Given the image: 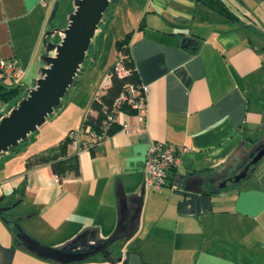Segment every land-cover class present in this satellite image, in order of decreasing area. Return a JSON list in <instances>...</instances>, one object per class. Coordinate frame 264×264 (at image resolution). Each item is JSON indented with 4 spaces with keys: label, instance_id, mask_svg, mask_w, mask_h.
Instances as JSON below:
<instances>
[{
    "label": "crops",
    "instance_id": "0c3cea01",
    "mask_svg": "<svg viewBox=\"0 0 264 264\" xmlns=\"http://www.w3.org/2000/svg\"><path fill=\"white\" fill-rule=\"evenodd\" d=\"M223 1L237 21L193 0H143L122 34L131 31L144 118L116 112L118 127L87 149L80 144L88 134L78 132L67 145L77 175L58 179L48 163L25 168L24 159L95 114L89 101L112 62L87 75L64 108L58 104L26 154L2 152L0 264H264V155L243 179L217 185L264 140V0ZM47 8L40 0H0V56L31 67ZM151 140L190 147L156 190L142 186ZM14 222L42 243L70 250L123 233L107 254L60 263L19 245Z\"/></svg>",
    "mask_w": 264,
    "mask_h": 264
},
{
    "label": "water",
    "instance_id": "95a60500",
    "mask_svg": "<svg viewBox=\"0 0 264 264\" xmlns=\"http://www.w3.org/2000/svg\"><path fill=\"white\" fill-rule=\"evenodd\" d=\"M109 3L110 0H73L64 25L52 27L43 32L41 39L44 45V51L41 49L43 64L37 76L33 79L31 86L26 89L25 94L0 114V153L25 140L28 134L35 131L60 103L61 97L73 83L74 75L81 68L80 64L85 57L90 39L98 22L104 18V11ZM56 6L55 0L52 3L49 18L54 15ZM53 32L58 39L46 40V35ZM189 40L188 37H182L185 43ZM263 155L264 140L253 145L245 153L240 167H234L232 174L227 178L221 177L217 185H224L226 179L232 183L243 179L253 170L250 165L256 164ZM13 225L19 245L39 257L60 263L81 261L97 251L107 254L108 245L123 233L118 231L103 241L91 243L88 247L70 250L44 244L28 234L17 222ZM108 258L111 259L107 256L106 260Z\"/></svg>",
    "mask_w": 264,
    "mask_h": 264
},
{
    "label": "rangeland",
    "instance_id": "374dc122",
    "mask_svg": "<svg viewBox=\"0 0 264 264\" xmlns=\"http://www.w3.org/2000/svg\"><path fill=\"white\" fill-rule=\"evenodd\" d=\"M54 1L55 0H50V3L48 5L49 9L47 8L48 11H47V15L44 21L43 32L52 27H57V26L62 27L64 25L65 17L72 7L73 0H56L57 6L55 9L54 15L51 18H49L50 9ZM142 3H143V0H115L114 2L112 1L109 3L107 9L104 11V18H102L98 22L97 28L94 31L90 39L89 47L87 48L85 57L80 64L81 68L74 75V82L67 88L66 92L61 97L60 102L62 103L63 108L66 105L67 101L69 102L71 100L72 96L75 94V90L80 89L87 75L89 74L97 75L100 68L104 64H105L104 65V68H105L109 62L113 63L115 60H117L118 53L113 46V40L121 36L122 29L124 28V26H130L129 25L130 19L134 16V14L140 8ZM57 39H58V36L55 34V32L46 35V40L55 41ZM40 45H41L40 46L41 49L44 51V45L42 44V42ZM41 55H42L41 52H39L36 55V58H34L33 64L31 65L30 68L20 65L17 62L18 65L24 70V75L18 82L11 80L9 77L3 75L1 72H0V81L3 82L5 85H14L18 83L21 88L20 91H23L24 89L30 87L32 84V77L35 76L39 72V68L42 63ZM107 68L108 66L105 68V71H103L104 72L103 79L99 85L98 91L103 88V84L107 83ZM12 103L13 102H11V100L6 101V102L0 101V113L6 111L7 106ZM59 107L61 106L58 105V107L57 106L56 108L54 107L53 109L54 111L52 110V112L46 116L47 119H52L54 115H57L56 113ZM78 128L79 127H76L74 129L79 130ZM35 133H36L35 131L31 132L30 134H28L25 140L20 141L18 149L14 152L13 155L17 153V155H19L20 157L23 154H26L25 147L27 146L25 145L27 144L29 145V143H32L33 141L35 142V139H34L36 137ZM13 151H10V152H13ZM3 155H4L3 153H0V163L2 164L5 161V159L3 158ZM8 161L9 160H7L6 162ZM4 187H6V183H3L2 181H0V190L2 188V191H3ZM2 201H5V200L3 199ZM58 246H59L58 248L68 247L67 244H59ZM98 255H99L98 253L91 254L90 256H87L84 260L96 257Z\"/></svg>",
    "mask_w": 264,
    "mask_h": 264
},
{
    "label": "built area",
    "instance_id": "2783aa9c",
    "mask_svg": "<svg viewBox=\"0 0 264 264\" xmlns=\"http://www.w3.org/2000/svg\"><path fill=\"white\" fill-rule=\"evenodd\" d=\"M40 2L47 6L50 0H40ZM127 71L121 60L117 58L112 64L111 71L107 72L108 82L111 72L117 77H123L127 74ZM0 72L15 82H18L24 75V70L12 56H0ZM106 85L107 83L103 84V87ZM123 105L133 109V112L140 119H143L146 109L145 87L139 82L124 81L113 97L109 109L103 111V117L98 128L92 129L86 123L81 125L79 130L68 129L66 132L70 138L68 144L74 143L78 132H84L89 136L80 144L81 148L85 149L107 137L110 134L108 129L115 122V114L123 110ZM189 149L190 147L183 143L175 144L163 140H151L145 149L141 163L142 185L152 190L167 185L169 183V170L182 162L183 156Z\"/></svg>",
    "mask_w": 264,
    "mask_h": 264
},
{
    "label": "trees",
    "instance_id": "16d2710c",
    "mask_svg": "<svg viewBox=\"0 0 264 264\" xmlns=\"http://www.w3.org/2000/svg\"><path fill=\"white\" fill-rule=\"evenodd\" d=\"M114 2L115 0H110V2ZM195 2L201 3L204 6L211 8L217 13L225 16L229 20L237 21L238 17L236 14L231 11L228 6L224 3L223 0H193ZM143 24V18L138 20L137 26H141ZM131 31H125L120 37L116 38L113 41L114 47L118 52V58L121 60L122 64L127 68V74L123 77H117L114 73H110L109 82L103 90L99 93H96L89 101V107L95 111V114L87 113L85 118L82 121V125L89 124L92 129H97L99 123L103 117V111L109 109L110 103L113 97L116 95L118 90L121 87V84L124 81H133L138 82L137 74L135 71V67L131 60L128 51V39ZM113 64V63H112ZM112 64L108 67L107 72L111 71ZM74 82V81H73ZM27 89V88H26ZM26 89L20 91V85L18 83L14 85H5L0 83V101L6 102L11 100L12 104H9L6 109L12 106L16 100L23 96L26 92ZM124 111L133 112V109L122 106ZM1 114V113H0ZM118 126L115 122L108 129V132L111 133ZM70 142V138L65 134L62 138L58 140V142L43 151H38L28 155L24 159L25 168L30 167L32 165L40 164V163H48L50 170L56 174L58 179L65 176L68 173L73 175L78 174V161L75 154L67 153V145ZM19 144L16 146L9 147L10 151H15L18 149ZM258 162V161H257ZM257 164V163H256ZM250 165L252 169H254L255 165ZM241 180V179H240ZM232 183V182H231Z\"/></svg>",
    "mask_w": 264,
    "mask_h": 264
},
{
    "label": "flooded vegetation",
    "instance_id": "af4514ba",
    "mask_svg": "<svg viewBox=\"0 0 264 264\" xmlns=\"http://www.w3.org/2000/svg\"><path fill=\"white\" fill-rule=\"evenodd\" d=\"M232 174V172L230 173V174H228V175H225V176H221V177H223V178H227L229 175H231ZM220 177V178H221ZM227 180V179H226ZM229 181V180H228ZM225 184V183H224Z\"/></svg>",
    "mask_w": 264,
    "mask_h": 264
}]
</instances>
